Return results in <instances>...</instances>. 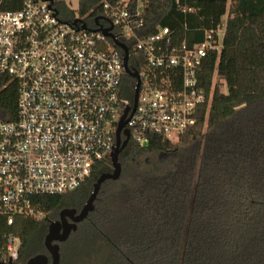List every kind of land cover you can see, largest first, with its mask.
<instances>
[{
	"label": "trees",
	"instance_id": "obj_1",
	"mask_svg": "<svg viewBox=\"0 0 264 264\" xmlns=\"http://www.w3.org/2000/svg\"><path fill=\"white\" fill-rule=\"evenodd\" d=\"M54 1L61 19L74 20ZM102 1L79 0V18L91 23ZM23 2L0 0V12ZM143 4L140 36L161 25L194 44L203 40L202 28L224 23L223 46L197 74L205 102L196 125L175 142L157 134L148 135L147 146L129 141L119 154L120 177L102 184L93 212L60 243V264H264V0ZM127 46L135 58L133 42ZM132 83L125 78L131 99ZM17 100V82L0 75V120L17 119ZM112 170L111 160L98 162L80 188L37 198L42 219L20 216L9 225L0 217V261L7 259V235L20 239L17 264L46 254L50 221L66 208L80 211L101 174Z\"/></svg>",
	"mask_w": 264,
	"mask_h": 264
},
{
	"label": "built area",
	"instance_id": "obj_2",
	"mask_svg": "<svg viewBox=\"0 0 264 264\" xmlns=\"http://www.w3.org/2000/svg\"><path fill=\"white\" fill-rule=\"evenodd\" d=\"M100 6L91 23L77 24L59 17L54 0H24L20 9L0 12V75L18 84L17 119L0 120V217L9 225L20 216L42 219L37 198L80 188L96 163L111 160L119 123L134 108L137 80L126 71L127 53L128 67L137 71L132 59L140 68L136 109L124 127L130 140L147 146L148 135L157 134L175 142L198 121L205 92L197 74L210 52L221 51L225 24L202 28L203 40L189 44L161 25L140 36L143 0ZM110 26L126 53L103 34ZM4 248L5 262L15 264L20 239L5 236Z\"/></svg>",
	"mask_w": 264,
	"mask_h": 264
},
{
	"label": "water",
	"instance_id": "obj_3",
	"mask_svg": "<svg viewBox=\"0 0 264 264\" xmlns=\"http://www.w3.org/2000/svg\"><path fill=\"white\" fill-rule=\"evenodd\" d=\"M53 2V0H49ZM81 20L75 19L74 23L77 24ZM98 24V18L96 19ZM83 29H86V25L82 26ZM112 26L106 29H102V32L105 36L114 40L116 46L122 48L125 53L127 49L125 45L121 44L118 40L114 38L112 33ZM128 54V53H127ZM127 54L125 58L126 71L128 75L137 80L135 94H134V108L132 110V114L128 119H126L127 113L130 108H128L122 117L119 127L117 130V140L116 147L114 151L111 153V163H112V172H106L101 174L98 180L93 185V191L84 204L83 208L78 211L76 209L66 208L60 212V216L58 220L50 221L48 226V232L45 236L44 246L46 249V254H37L30 258L26 264H60L61 263V251H60V243L66 242L71 234L77 230L78 224L81 223L84 219L88 217V215L94 210V202L97 198L99 190L104 182L107 180H116L120 177L121 174V164L119 162V154L121 151L128 145L130 141V132L128 129H124L131 116L133 115L137 100H138V90L140 86V78L137 71L129 68L127 65ZM122 135H124V139H122ZM0 264H13L10 260L9 263H0Z\"/></svg>",
	"mask_w": 264,
	"mask_h": 264
},
{
	"label": "rangeland",
	"instance_id": "obj_4",
	"mask_svg": "<svg viewBox=\"0 0 264 264\" xmlns=\"http://www.w3.org/2000/svg\"><path fill=\"white\" fill-rule=\"evenodd\" d=\"M56 2L63 4L70 12L74 13V19H79V0H56ZM224 91H226V88ZM70 264H76V260L74 259Z\"/></svg>",
	"mask_w": 264,
	"mask_h": 264
},
{
	"label": "flooded vegetation",
	"instance_id": "obj_5",
	"mask_svg": "<svg viewBox=\"0 0 264 264\" xmlns=\"http://www.w3.org/2000/svg\"><path fill=\"white\" fill-rule=\"evenodd\" d=\"M0 263H6V262H5V261H3V262H2V261H0ZM15 264H17V263H15Z\"/></svg>",
	"mask_w": 264,
	"mask_h": 264
}]
</instances>
